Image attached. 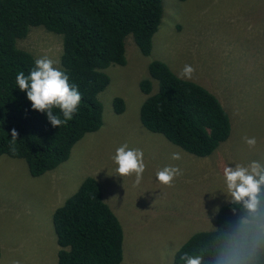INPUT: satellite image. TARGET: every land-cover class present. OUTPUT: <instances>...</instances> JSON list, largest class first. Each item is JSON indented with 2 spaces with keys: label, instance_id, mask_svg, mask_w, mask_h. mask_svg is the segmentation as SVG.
<instances>
[{
  "label": "rangeland",
  "instance_id": "obj_1",
  "mask_svg": "<svg viewBox=\"0 0 264 264\" xmlns=\"http://www.w3.org/2000/svg\"><path fill=\"white\" fill-rule=\"evenodd\" d=\"M163 6L151 54L141 55L132 37L125 38L127 65L106 70L110 83L98 95L102 126L86 134L69 154L68 173L80 182L96 179L108 209L120 221V264H173L175 251L194 233L212 230L202 224V218L223 206L219 194L223 169L264 161V0H163ZM17 47L36 59L48 56L60 67L61 36L33 29ZM153 60L166 64L178 77L186 64L194 67L193 78L184 79L206 88L231 114L230 137L211 156H192L143 126L140 108L146 96L139 82L149 77L148 65ZM152 84L154 94L157 83ZM116 97L125 103L120 115L113 112ZM245 137H254L255 146L249 147ZM123 144L143 151L146 169L139 185L134 183L135 174L121 177L116 172L113 157ZM177 151L181 159L173 160ZM166 166L178 167L182 173L171 186L162 185L156 177ZM26 169L23 160L0 158V264H56L55 245L38 236L55 234L52 225L42 228L47 222L39 215ZM46 177L50 185L58 174L50 172ZM54 194L59 201L65 196ZM28 218H33L32 224L23 230L32 228L35 237L29 247L21 249L20 222ZM20 251L27 258L24 263L14 254Z\"/></svg>",
  "mask_w": 264,
  "mask_h": 264
},
{
  "label": "trees",
  "instance_id": "obj_2",
  "mask_svg": "<svg viewBox=\"0 0 264 264\" xmlns=\"http://www.w3.org/2000/svg\"><path fill=\"white\" fill-rule=\"evenodd\" d=\"M163 11V0H0V156L23 160L32 178L66 161L78 141L102 126L98 95L110 83L106 70L127 65L125 38L131 36L141 55L149 56ZM38 28L61 36L59 68L82 95L73 118L59 128L50 124L46 113L32 109L26 92L16 83L17 74L23 71L27 76L36 60L17 47V42ZM148 76L139 82L146 96L140 120L148 131L197 157H209L228 140L231 114L211 92L178 77L161 61L149 63ZM152 81L157 83L154 94ZM112 106L116 115L125 111L122 98H114ZM53 111L60 114L59 109ZM13 129L18 133L15 143L11 141ZM259 163L264 166V161ZM260 199L263 203L264 187ZM248 216L242 203L222 207L214 232L191 236L177 251L173 264H186L181 259L185 254L201 257L202 264H216L227 243L247 228L242 222ZM50 223L63 249L58 264H120L123 231L94 179L84 180L54 211ZM252 234L255 251L241 264H264L261 205ZM17 254L27 261L23 251Z\"/></svg>",
  "mask_w": 264,
  "mask_h": 264
},
{
  "label": "clouds",
  "instance_id": "obj_3",
  "mask_svg": "<svg viewBox=\"0 0 264 264\" xmlns=\"http://www.w3.org/2000/svg\"><path fill=\"white\" fill-rule=\"evenodd\" d=\"M57 63V61H54L48 56H42L35 60V66L27 76L23 71L19 72L16 76V83L18 85V88L21 91L26 92L27 99L31 102L32 109L41 113H46L48 121L54 128H59L61 125H64L68 121H70L73 118L74 114L77 112L78 106L82 100V95L78 87L74 84L69 83L68 74L57 67ZM195 71L196 70L194 67L186 64L180 71L179 77L182 79H192ZM219 102L221 103L220 100ZM54 108L59 109V115L54 113ZM17 136V131L13 129L11 131V141L13 143L17 141ZM245 142L249 147H254L256 144V139L254 137H245ZM171 158L173 160H179L181 159V155L177 151L172 154ZM113 160L117 165L116 172L119 174V176L124 177L135 174L134 183L135 185L140 184L143 173L146 169L144 154L142 150L132 149L129 148L127 144H123L116 149ZM69 162L70 157H68L66 161L59 164L54 170L49 171L37 178H32L29 175L28 169H26L27 176H30L27 177L30 179H26V181L27 183H32L35 188L36 203L38 206L39 215L43 220H45V222H47V226L42 225V228H48L50 225H52L50 223V220L54 211L58 208V206L54 205L61 201L60 205L62 206L65 200L75 194L79 188L78 187L75 191H73L72 189L73 192L71 191L72 193L70 192L68 194H65L64 198L60 201L54 194L56 192H53L58 179L63 175V173H68V166L70 164ZM50 172H56L58 174V178L55 181L50 182V190L52 192L47 194L46 196H43L42 191L50 186L48 183V178L46 177ZM181 174V170L178 167L166 166L157 171L156 177L162 185L171 186L175 177ZM223 174L224 178H222V187L219 188L221 192L219 193L220 197L223 199L222 207L235 202L242 203L243 206L248 210L249 216L242 222L244 225H247V228L238 231L237 235L227 243V245L223 248V250L217 257L216 264H241L242 260L246 256L252 255V253L255 251L256 239L252 232L253 227L255 226V221L259 212L260 205L264 207V202L261 203L260 199L261 189L262 187H264V166H262L257 161L251 162L247 167L239 164H237L235 167L226 166L223 169ZM42 177H44V180L47 181H41ZM94 180L97 181L96 179ZM82 182L83 181H81V183ZM81 183L79 184V186L81 185ZM97 183L99 184L101 190L103 188L102 185L98 181ZM103 202L106 204L104 200ZM214 204H217V202L213 201V205ZM222 207H218L214 215L211 209L209 217L202 218V224L206 223L210 225L211 228L213 227L212 230L205 232H214ZM53 208L54 210L51 212V209ZM31 220H33V218H28L20 222V230L24 235V242L19 244L21 249L29 247L35 237V234H33L32 232V228H30L28 231L23 230V227L25 225L32 224ZM38 236H42L44 239H47L50 245H52V243L55 245V251L57 255L56 264H58L60 260V253L63 249H60V247L58 246L56 237L51 234H45L44 237V234L42 233H38ZM40 245H38V247H40ZM0 249L2 250L1 246ZM17 253L18 252H14V254ZM181 259L185 260L186 264H202L201 257L199 256L190 257L185 254L181 257ZM22 263L24 262L22 261ZM49 264H52V262H50Z\"/></svg>",
  "mask_w": 264,
  "mask_h": 264
},
{
  "label": "crops",
  "instance_id": "obj_4",
  "mask_svg": "<svg viewBox=\"0 0 264 264\" xmlns=\"http://www.w3.org/2000/svg\"><path fill=\"white\" fill-rule=\"evenodd\" d=\"M43 178V179H42ZM41 178V181L46 182L47 180H44V177ZM81 182L74 176L70 175L69 173H63V175L58 179L53 192H56L58 195H65L69 193V190L73 189L75 191L76 184H80ZM72 191V192H73ZM52 191L50 189H44L42 191V195L46 196L47 194L51 193ZM71 192V193H72ZM61 206V205H59ZM58 206V207H59ZM54 210L51 209V212ZM176 252V251H175Z\"/></svg>",
  "mask_w": 264,
  "mask_h": 264
}]
</instances>
